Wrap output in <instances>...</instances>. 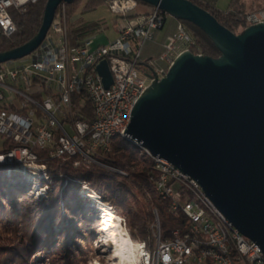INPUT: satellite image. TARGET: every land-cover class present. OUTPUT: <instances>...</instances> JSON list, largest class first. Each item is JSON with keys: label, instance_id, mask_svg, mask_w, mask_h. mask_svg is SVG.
<instances>
[{"label": "built area", "instance_id": "built-area-1", "mask_svg": "<svg viewBox=\"0 0 264 264\" xmlns=\"http://www.w3.org/2000/svg\"><path fill=\"white\" fill-rule=\"evenodd\" d=\"M30 1L34 0H0V34L15 29L9 8H22ZM105 2L122 18L116 20L114 39L92 46L89 35L70 45L65 25L54 18L35 49L0 63V141L14 143L17 156L34 159L32 146L39 145L51 155L68 153L96 161L98 149L109 151L107 131L126 128L144 86L162 78L181 52L200 53L194 51L195 40L189 36L188 27L179 21L166 37L159 55L161 65H156L141 56L140 47L169 14L157 6L134 12L138 0ZM258 22H264V5L242 15L243 28ZM101 59L107 61L112 75L108 87L96 70ZM78 91L84 96L75 98ZM86 100L92 105L89 117L83 110ZM152 156V175L163 188L160 198L167 200L170 212L182 213L185 222L184 228L170 227L161 237L154 209L150 252H143L140 242L145 260H152V264H264L260 246L240 232L215 204L222 229H214L195 202V194L208 195L194 178L171 166L167 159ZM224 235L232 236V244H224Z\"/></svg>", "mask_w": 264, "mask_h": 264}, {"label": "water", "instance_id": "water-1", "mask_svg": "<svg viewBox=\"0 0 264 264\" xmlns=\"http://www.w3.org/2000/svg\"><path fill=\"white\" fill-rule=\"evenodd\" d=\"M71 1L46 0L36 33L0 51V63L35 49L58 4ZM141 1L193 23L220 53L185 50L177 55L166 74L154 79L135 101L124 137L194 178L264 253V22L235 32L191 0ZM96 70L108 87L112 75L107 61L101 59ZM9 143L0 141V165L14 171L46 172L34 150L39 145L32 146L35 158L27 159L17 156L15 144Z\"/></svg>", "mask_w": 264, "mask_h": 264}, {"label": "trees", "instance_id": "trees-1", "mask_svg": "<svg viewBox=\"0 0 264 264\" xmlns=\"http://www.w3.org/2000/svg\"><path fill=\"white\" fill-rule=\"evenodd\" d=\"M45 1L46 0H34L25 4L22 8H9L11 17L15 22V29L9 33L0 34V51L18 46L36 33L42 21ZM191 1L209 10L219 22L235 32L239 31L240 25L243 26L242 15L244 12L242 10H235L230 6L225 10H220L215 7V0ZM81 2L82 9H88L96 7L98 4L105 2V0H73L71 2H61L57 6L55 14L61 4L70 8V11L73 12ZM138 3L143 6H153L141 0H138ZM179 21L188 27L190 34L194 38V51L212 56L219 55L220 52L211 39L196 25L187 20L168 15L162 26L154 30L153 36L143 41L140 47L141 56L145 59H152L158 63L159 54L164 48V40L169 34L174 32L176 24ZM164 26L166 27L163 38L156 42V34L160 32ZM81 37L82 32L72 29L70 24H68L66 30V39L68 43L70 45L76 44ZM153 41L156 42H154V53L151 51L146 52L144 46ZM81 96H84V92L78 91L75 98H80ZM75 109H78V107L75 106ZM83 110L88 117L92 115V105L89 100H86ZM12 144L13 143H9V145ZM34 150L37 152L39 160L46 166L47 182L43 185L46 187L45 192L49 203L45 208L46 210L43 211V217L48 214L50 215L51 208L53 209L55 206L59 207L57 191L62 181L67 179V182L74 188H79L81 183L89 184L95 191L99 192L101 197L113 201L114 203H128V194L134 196L133 198H136V195H140L142 199L139 201L137 200L138 203L136 206L124 204L123 213L125 217H128L130 225L129 230L132 237L145 240L148 248H151L153 245L151 224L154 221V209H156L158 214L161 237L165 236L170 227L177 226L184 228L185 216L182 213L174 214L170 212L168 210L167 200L161 199L154 189V182L150 179L154 167L152 156L143 152L137 144L127 138L121 135L114 136L109 151L103 149L97 150V155H94L96 161H88L82 159L78 155L64 154L61 156H50L47 152V148L40 146H34ZM97 161L104 165L99 164ZM0 167H3L5 170V178L22 174L21 172L8 170L5 165H0ZM42 182L44 183L45 180ZM16 186L27 191V189H23V184L20 182L16 184ZM6 201L12 213V217L8 221H16V217H20L21 214L25 215V211L22 213V211L18 209L14 197H7ZM5 202L0 201V209L2 211L6 210V206H4ZM59 218L60 219L57 221L60 223V233H67L70 227L69 217L62 214ZM20 219L27 221V219L19 218V220ZM37 220L32 223L27 221L28 223H25L23 230L18 232L19 237L16 242L17 252L23 255H29L31 252L38 250H46V253L53 251L51 257L59 263L58 261L60 260L57 259V257H59L57 254L61 253L63 257L66 255L63 252L66 249L68 238L66 237L67 239L62 241V244L60 243L61 246L58 250L54 246L58 243L53 238L56 233H54V230L50 227L54 220L52 218L50 219L51 222L49 223V227L51 229L48 230L44 229L46 226H40L38 223L39 220L36 222ZM24 262L26 264H31V260L28 259H24Z\"/></svg>", "mask_w": 264, "mask_h": 264}, {"label": "rangeland", "instance_id": "rangeland-1", "mask_svg": "<svg viewBox=\"0 0 264 264\" xmlns=\"http://www.w3.org/2000/svg\"><path fill=\"white\" fill-rule=\"evenodd\" d=\"M214 3L215 7L220 10H225L230 6L235 10L239 9L245 12L263 6L264 0H215ZM149 7L150 6L139 4L133 11L143 12L149 9ZM54 18L61 23V25H65L66 30L68 24H70L72 29L81 31L83 38L93 33V38L101 39L106 42L116 37V20L122 19L110 10L106 2H102L96 7L88 9H82L81 2L73 12L70 11V8L61 4ZM165 27L166 26L156 34V42L163 38ZM242 28L243 26L240 25L239 31ZM52 33L54 32L52 31ZM155 41L147 43L144 46L146 52L154 51ZM154 63L156 65H161L160 60L158 63L155 61ZM97 162L103 164L99 161ZM4 174V168L0 167V201L5 202L7 197H14L18 209L21 210L22 213L25 211V215L20 213L22 217H16V221H8L12 217L8 202L6 201L4 205L6 206V210L2 211L0 209V264H26L24 259L31 260V264H110V259L105 251L106 231L103 230L102 208L105 207L106 209V199L101 197L98 191H95L87 183H81L79 188H74L67 182V179H65L62 181L57 191L59 207L55 206L53 209L51 208L50 215L48 214L43 217V211L46 210L45 208L49 203L45 192L46 187L43 185L47 182V178L36 177L37 174L25 175L28 173L5 178ZM44 180L45 182L43 183L42 181ZM19 182L23 184V189H27V191L16 186ZM133 197L134 196L128 194V203L124 202L123 204L107 200L111 203L113 208L112 212L115 215L124 216L128 229L130 225L128 217H125L123 213L124 204L136 206L138 201L142 199L140 195H136V198ZM62 214L69 217L70 227L67 233H60V223L57 220L60 219L59 217H61ZM19 218L27 219L29 223L38 219L39 222L38 220L36 222H38L40 226H46L44 229L48 230L52 228L54 233H56L53 238L58 243L54 246L58 250L62 241L68 238L66 249L64 252L62 251L66 255L63 257L61 253L57 254L59 256L57 259L60 260L58 261L59 263L51 257L53 251L46 253V250H38L31 252L29 255H23L17 252L16 242L19 237L18 232L23 230L25 223H28L21 219L20 221ZM51 218L54 221L50 225ZM114 244V242L108 240V249L113 250V248H115Z\"/></svg>", "mask_w": 264, "mask_h": 264}, {"label": "bare ground", "instance_id": "bare-ground-1", "mask_svg": "<svg viewBox=\"0 0 264 264\" xmlns=\"http://www.w3.org/2000/svg\"><path fill=\"white\" fill-rule=\"evenodd\" d=\"M182 25L184 24L182 23ZM189 36L191 37L192 40H194L190 32H189ZM149 84L150 83H148V86ZM148 86H144L143 91ZM124 130L125 129L107 131L106 143H107V147L109 150L111 147V142H112L113 137L116 135H121L124 137ZM130 141L137 144L141 148V150L145 152L146 154L148 155L152 154L147 147L140 146L138 143H136L133 140H130ZM169 163L171 166H175L170 161ZM153 166H154V163H153ZM16 172L28 173L25 175L37 174L36 177H39V178L47 177V174L44 171L40 173L30 172V171H16ZM150 179H152L154 182V189L156 193L159 195V197H163V188L159 187L156 179L153 177L152 174L150 175ZM195 202L197 205H201L202 211L206 213L207 220L210 222H213L214 229H222V221H220V213L215 207L213 201L209 197H205V195L203 194H195ZM102 210H103V230L106 231V240H105L106 250L105 251H106L108 258L110 259V264H152V260H145V256L142 255L140 251V242H142L143 252H150L151 248L147 247V243L145 240L135 239L131 237L132 235L126 226L124 216H120V218H118V215H115L112 212L113 210L112 205L107 200H106V209L105 207H103ZM108 240H111L112 242L115 243L114 244L115 248H113V250L108 249ZM224 244H232L231 235H224Z\"/></svg>", "mask_w": 264, "mask_h": 264}, {"label": "crops", "instance_id": "crops-1", "mask_svg": "<svg viewBox=\"0 0 264 264\" xmlns=\"http://www.w3.org/2000/svg\"><path fill=\"white\" fill-rule=\"evenodd\" d=\"M148 10V9H147ZM147 10H145V11H147ZM91 36H92V40H91V45L92 46H95V45H97V44H102V43H106V41H103V40H101V39H95V38H93L94 36H93V33L91 34ZM83 38V37H82ZM80 40V39H79ZM109 41V40H108ZM107 41V42H108Z\"/></svg>", "mask_w": 264, "mask_h": 264}]
</instances>
